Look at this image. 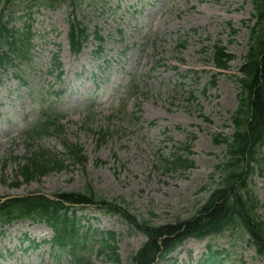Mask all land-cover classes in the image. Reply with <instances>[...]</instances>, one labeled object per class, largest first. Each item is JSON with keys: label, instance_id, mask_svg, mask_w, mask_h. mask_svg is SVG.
I'll list each match as a JSON object with an SVG mask.
<instances>
[{"label": "rangeland", "instance_id": "374dc122", "mask_svg": "<svg viewBox=\"0 0 264 264\" xmlns=\"http://www.w3.org/2000/svg\"><path fill=\"white\" fill-rule=\"evenodd\" d=\"M253 1L81 0L63 1L54 9L40 4L29 14L16 10L12 26L31 27L34 38L29 62L0 70V198L80 193L90 187L109 203L125 201L137 221L163 226L191 219L220 181L216 167L226 149L214 137L234 134ZM70 14L89 27V34L97 29L102 45L91 36L84 52L73 56ZM218 43L234 57L227 72L219 73L212 62ZM54 55L62 65L61 81ZM45 117L63 119L65 140L83 149L87 163L14 187L15 161L29 148L26 134ZM101 131L107 133L103 142ZM190 144L194 165L167 169L163 161ZM37 146L65 154L57 135ZM261 154L264 158V147ZM252 191L264 220V173L253 177ZM77 212L83 231L91 232L81 252L89 264H112L101 252L102 233H115L120 264H130L146 241L117 216L95 207ZM235 233L188 240L163 264H199L208 245L224 253L220 264H264L249 238ZM52 237L44 223H15L0 232V264H72L67 250L56 253L47 244Z\"/></svg>", "mask_w": 264, "mask_h": 264}, {"label": "trees", "instance_id": "16d2710c", "mask_svg": "<svg viewBox=\"0 0 264 264\" xmlns=\"http://www.w3.org/2000/svg\"><path fill=\"white\" fill-rule=\"evenodd\" d=\"M63 1L65 0H0V6L3 5L0 15L1 70L14 67L17 61L19 64L28 62L31 54V29L27 32L9 29L10 21L4 22V18L11 13V8L24 2L54 8ZM70 1L75 3L80 0ZM31 8L33 7H29ZM254 12L256 23L250 29L248 52L241 69L242 77L238 79L239 107L233 116L234 134L230 138L222 135L214 137L217 146L226 147L224 161L216 167L220 181L191 219L163 226H154L148 221L138 222L117 202L108 203L88 187L85 192L64 193L52 198L33 194L22 198L0 199V228L22 220L45 223L54 232V247L59 251L70 247L73 264H88L84 257H80L88 243V235L81 233L80 220L76 217L74 208L95 206L108 214L124 218L133 229L146 236V243L131 257L130 264H159L188 239L201 240L220 236L229 230L248 236L257 255L264 260V220L258 214L259 201L252 191L253 177L262 176L264 172V158L261 154L264 147V0H254ZM69 29L71 50L79 55L90 38L88 28L78 18L70 16ZM94 38L98 43L104 42L98 32ZM233 58L225 53L220 44L214 46L212 61L216 70H229ZM54 63L56 69L61 68L57 58ZM54 134L63 137L64 129L52 118L46 119L44 124L36 126L30 132L32 146L26 157L16 160V183L13 186L30 184L51 173L68 170L86 162L83 149L69 143L64 144L66 155L62 156L42 149L35 150L36 140ZM106 137L107 133L101 132L100 142ZM191 149L190 146H185L182 149L184 155L177 154L172 160H167L165 167L173 170L190 169L193 162L186 154H191ZM215 177L214 174L211 179L214 180ZM114 241L115 234L108 233L102 240V252L107 254L113 264H120ZM208 252V256L199 264H220L222 254L211 247Z\"/></svg>", "mask_w": 264, "mask_h": 264}]
</instances>
